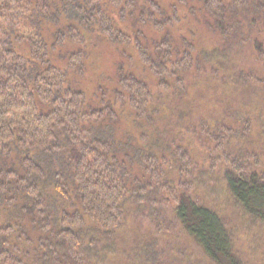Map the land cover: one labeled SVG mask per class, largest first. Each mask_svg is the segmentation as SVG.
<instances>
[{
	"label": "trees",
	"instance_id": "1",
	"mask_svg": "<svg viewBox=\"0 0 264 264\" xmlns=\"http://www.w3.org/2000/svg\"><path fill=\"white\" fill-rule=\"evenodd\" d=\"M193 1L227 40L237 22L258 29L252 47L264 61V0ZM137 6L138 0H0V211L7 214L5 220L0 217V264H106L112 237L125 224L131 195L156 189L173 197L179 230L207 260L249 264L240 256L223 217L192 196L191 185L180 183V192L166 184L168 176L157 159L140 155L145 170H139L145 177L142 173L133 177L128 165L140 163L128 154L120 156L112 126L105 125L116 118L114 103L104 98V110L98 112L83 92L68 85L67 70L55 64L53 53L59 48L68 44L79 48L86 41L74 25L88 33L99 28L110 42L130 44L108 11L113 7L126 20L138 13ZM150 7L164 18L157 4L150 2ZM63 14L72 18L70 24L57 29L49 41L42 21L60 26ZM150 18L140 11L137 23L149 25ZM172 22L157 21L154 28L163 31ZM136 41L142 62L157 77L190 71L196 64L191 48H175L167 36L152 45ZM84 53L82 47L68 51L66 67L81 63ZM168 84L160 82L164 88ZM119 85L122 90L115 88L112 96L127 103L137 117L151 121L149 85L124 69H119ZM251 129L247 122L245 133ZM215 139L220 149L227 148V136ZM178 157L182 175L188 176L192 161L186 152L180 151ZM244 158L235 151L225 156L223 181L243 219L263 228L264 172L258 169V154ZM87 220L93 224L88 231ZM148 261L152 263V258Z\"/></svg>",
	"mask_w": 264,
	"mask_h": 264
},
{
	"label": "rangeland",
	"instance_id": "2",
	"mask_svg": "<svg viewBox=\"0 0 264 264\" xmlns=\"http://www.w3.org/2000/svg\"><path fill=\"white\" fill-rule=\"evenodd\" d=\"M182 1L138 0V13L128 15L126 20L110 7L109 15L116 27L130 38V44L110 42L99 28L88 33L74 25L86 36L80 46L85 52L81 63L72 69L66 67L70 57L64 55L79 51L80 47L75 44L59 48L53 53V59L56 65L67 70L68 85L83 92L95 110H104V98L114 103L112 110L116 118L113 122L107 120L105 125L112 126L120 156L128 154L140 163L128 165L133 177L142 173L139 169L145 170L144 158L140 159V155L157 159L162 172L168 176L166 184L177 189L180 183L189 184V188L191 185L194 189L190 194L216 210L233 231L240 256L249 264H264V227L258 228L243 219L223 181L225 156L232 151L243 158L245 155V160L258 154V169L264 172V61L258 60L252 47L260 33L247 23L237 22L227 40L196 2ZM150 2L160 7L164 18L162 14H153ZM140 11L151 15L149 25L137 23ZM168 19L173 22L165 25L163 31L154 28L157 21ZM71 20L63 14L60 26L42 21V33L52 41L57 29L68 26ZM166 36L175 48L184 51L191 48L196 64L190 71L176 70L173 76L160 78L142 62L136 40L140 38L152 45L154 40ZM119 69L149 85L153 93L151 121L137 117L127 103L118 102L112 96L115 88L122 90ZM161 80H167V88L160 86ZM247 122L252 129L245 133ZM220 136L229 138L227 148L220 149L214 141ZM240 149L244 151L240 153ZM180 151L186 152L192 161L188 176L180 171ZM174 209L173 197L164 195L162 190L156 189L148 195L140 193L139 197L132 194L126 206L125 224L112 237L114 244L106 264H212L181 233ZM0 217L5 220L6 212L0 211ZM92 226L87 220L86 231ZM30 250L33 252L34 247L30 246ZM147 256L152 258V263Z\"/></svg>",
	"mask_w": 264,
	"mask_h": 264
}]
</instances>
